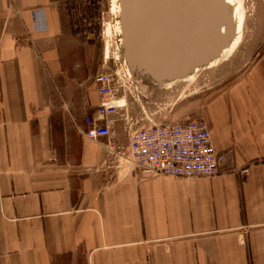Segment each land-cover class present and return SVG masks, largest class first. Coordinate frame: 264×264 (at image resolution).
<instances>
[{
    "label": "crops",
    "instance_id": "obj_1",
    "mask_svg": "<svg viewBox=\"0 0 264 264\" xmlns=\"http://www.w3.org/2000/svg\"><path fill=\"white\" fill-rule=\"evenodd\" d=\"M97 3L0 0V264H264V49L209 96L221 171L145 173L90 80Z\"/></svg>",
    "mask_w": 264,
    "mask_h": 264
},
{
    "label": "rangeland",
    "instance_id": "obj_2",
    "mask_svg": "<svg viewBox=\"0 0 264 264\" xmlns=\"http://www.w3.org/2000/svg\"><path fill=\"white\" fill-rule=\"evenodd\" d=\"M232 17L230 45L186 81L158 84L133 71L123 59L120 0H98L97 22L101 55L90 80L110 74L115 88L113 108L117 125L128 131L153 123L207 120L213 92L226 89L244 76L264 49V0H226ZM119 131V129H118Z\"/></svg>",
    "mask_w": 264,
    "mask_h": 264
},
{
    "label": "water",
    "instance_id": "obj_3",
    "mask_svg": "<svg viewBox=\"0 0 264 264\" xmlns=\"http://www.w3.org/2000/svg\"><path fill=\"white\" fill-rule=\"evenodd\" d=\"M122 49L134 73L178 80L221 55L233 37L226 0H120Z\"/></svg>",
    "mask_w": 264,
    "mask_h": 264
},
{
    "label": "built area",
    "instance_id": "obj_4",
    "mask_svg": "<svg viewBox=\"0 0 264 264\" xmlns=\"http://www.w3.org/2000/svg\"><path fill=\"white\" fill-rule=\"evenodd\" d=\"M101 97H114L113 78L100 74L95 79ZM113 106L101 104L102 115ZM85 135L97 140L110 135L108 126H100L90 117ZM129 162L145 173L173 177L214 176L221 171L223 153L212 142L211 127L205 119L160 122L130 131Z\"/></svg>",
    "mask_w": 264,
    "mask_h": 264
},
{
    "label": "bare ground",
    "instance_id": "obj_5",
    "mask_svg": "<svg viewBox=\"0 0 264 264\" xmlns=\"http://www.w3.org/2000/svg\"><path fill=\"white\" fill-rule=\"evenodd\" d=\"M121 8V7H120ZM231 40H232V38H231ZM231 40H230V42H231ZM230 42H229V45H230ZM228 45V46H229ZM227 46V47H228ZM226 47V48H227ZM225 48V49H226ZM224 49V50H225ZM200 69V67H197L196 69H194L188 76H186V77H184V78H181V79H178V80H170V81H156L155 79H153L150 75H146V76H148L152 81H155L156 83H158V84H165V85H168V84H172V83H178V82H181V81H186V80H188V79H190V77H192V75H193V73H195V71L197 70V69Z\"/></svg>",
    "mask_w": 264,
    "mask_h": 264
}]
</instances>
